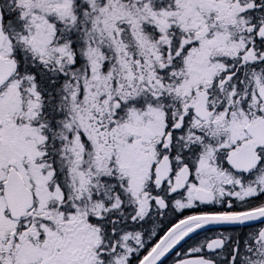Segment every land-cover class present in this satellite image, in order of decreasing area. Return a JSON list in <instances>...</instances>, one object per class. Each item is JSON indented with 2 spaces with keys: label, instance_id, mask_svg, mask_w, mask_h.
Returning a JSON list of instances; mask_svg holds the SVG:
<instances>
[{
  "label": "snow or ice",
  "instance_id": "snow-or-ice-1",
  "mask_svg": "<svg viewBox=\"0 0 264 264\" xmlns=\"http://www.w3.org/2000/svg\"><path fill=\"white\" fill-rule=\"evenodd\" d=\"M0 264H264V0H0Z\"/></svg>",
  "mask_w": 264,
  "mask_h": 264
}]
</instances>
